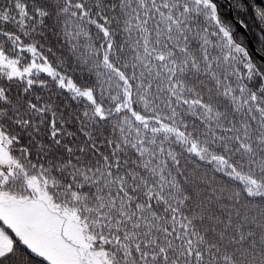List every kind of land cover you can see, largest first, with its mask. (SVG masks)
I'll use <instances>...</instances> for the list:
<instances>
[{
  "label": "snow or ice",
  "instance_id": "obj_1",
  "mask_svg": "<svg viewBox=\"0 0 264 264\" xmlns=\"http://www.w3.org/2000/svg\"><path fill=\"white\" fill-rule=\"evenodd\" d=\"M0 264H264V0H0Z\"/></svg>",
  "mask_w": 264,
  "mask_h": 264
}]
</instances>
